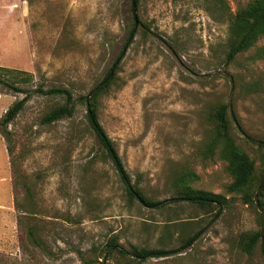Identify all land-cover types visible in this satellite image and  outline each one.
I'll return each instance as SVG.
<instances>
[{
  "label": "rangeland",
  "instance_id": "rangeland-1",
  "mask_svg": "<svg viewBox=\"0 0 264 264\" xmlns=\"http://www.w3.org/2000/svg\"><path fill=\"white\" fill-rule=\"evenodd\" d=\"M249 1L139 0L146 35L134 27L132 0H0V66L23 71L3 76L31 94L7 129L0 126L11 175L9 206L0 194V264H264L261 241L250 254L241 245L262 227L258 209L227 190V162L218 149L207 151L210 115L231 99L232 136L257 177L263 172L264 146L252 139L264 141V36L226 63L230 18ZM132 28L99 118L130 182L168 200L159 208L128 197L82 99L104 80ZM39 87L70 89L74 114L45 123L66 99ZM25 95L0 83V120ZM181 180L228 204L215 216L171 201ZM113 236L127 251H177L146 260L106 252Z\"/></svg>",
  "mask_w": 264,
  "mask_h": 264
},
{
  "label": "trees",
  "instance_id": "trees-1",
  "mask_svg": "<svg viewBox=\"0 0 264 264\" xmlns=\"http://www.w3.org/2000/svg\"><path fill=\"white\" fill-rule=\"evenodd\" d=\"M139 7V0H137ZM145 24V23H144ZM147 28L150 27L145 24ZM135 27V22H134ZM134 28L130 30L126 44L120 51L118 57L113 63L111 69L105 76L104 80L96 85L88 95H83L82 99L86 105L87 120L96 135L101 147L106 155L112 160L121 180L125 184V188L128 197L131 200H136L140 205L151 208L164 207L168 204V200L159 201L149 198L137 184L130 182V176L128 175L123 161L119 155V152L108 135L106 129L100 122L99 118V102L103 95L107 94L110 87L115 82L116 71L124 58L126 48L130 45ZM144 34L148 35L150 32L143 29ZM264 36V0H251L243 8L232 15L229 23V37H228V50L226 53V63L233 61L240 53L246 52L251 49L261 37ZM260 56L264 58V48L262 49ZM19 73L23 71L6 68L0 66V83L13 89L16 92L25 93V97L16 101L6 112L3 118L0 120V126L7 129L8 125L18 116L23 110L26 102L30 98L31 94L26 92L20 86L9 82L4 73ZM32 77V76H31ZM24 81H28L27 78ZM35 92L44 95L61 96L66 100L63 104L55 107L49 111L43 118L45 123H52L60 119L71 117L75 110L74 96L70 89L63 87H51L44 90L43 87H39ZM229 103H218L211 115L210 120L213 123L212 137L209 140L207 151L212 153L216 149L219 150L223 159L227 162V169L232 176L231 183L227 186L229 192L243 193L246 200L252 203L257 209L262 219V227H264V213L259 210L256 203V194L261 186L262 179L264 177V155L262 156L261 164L263 166V172L260 176L256 175L255 161L235 142L232 133V123L229 116ZM263 141V140H261ZM260 147L264 146L263 143H257ZM185 179V177H184ZM181 187L177 190L178 196L171 198V201H188L194 205L199 206L203 210L212 213L215 212V216H219L223 208L228 204V198L222 194H214L201 190L193 189L188 186L186 180H181ZM258 199L260 206L264 209V183L258 193ZM261 229L248 234L247 238H244L241 242L242 249L247 253H252L254 247L261 241ZM198 233L189 236L186 239V244L189 245L197 237ZM261 249L264 253V246L261 242ZM119 251L122 254H132L137 259L146 260L150 257H166L177 250H167L165 248H150V247H137L134 246L130 251L121 247L118 239L113 236L106 243V252Z\"/></svg>",
  "mask_w": 264,
  "mask_h": 264
},
{
  "label": "crops",
  "instance_id": "crops-1",
  "mask_svg": "<svg viewBox=\"0 0 264 264\" xmlns=\"http://www.w3.org/2000/svg\"><path fill=\"white\" fill-rule=\"evenodd\" d=\"M0 182H9L6 185V188H3V185L0 187V194L5 193L6 194V200L8 202V206L10 204V193H9V187H10V180H11V175H10V170H9V162H8V152L7 148L5 145V142L2 138V134L0 133ZM8 176V177H7Z\"/></svg>",
  "mask_w": 264,
  "mask_h": 264
},
{
  "label": "water",
  "instance_id": "water-1",
  "mask_svg": "<svg viewBox=\"0 0 264 264\" xmlns=\"http://www.w3.org/2000/svg\"><path fill=\"white\" fill-rule=\"evenodd\" d=\"M132 14H133L134 22H135V29L140 27V28L152 33L151 29L147 28L145 26V24L142 22V20L140 19V17H139L137 0H132ZM232 88H233V81H232ZM229 107L232 110L231 99L229 101ZM248 138H250V137H248ZM250 139H252V138H250ZM252 140H254L257 143H263V141L258 140V139H252ZM263 183H264V177L262 179L261 186H262ZM261 186L258 189L257 194H256V203H257V205L259 207V210L264 213V209L260 206L259 199H258V193H259V191L261 189ZM261 242H262V244L264 246V227L261 229Z\"/></svg>",
  "mask_w": 264,
  "mask_h": 264
}]
</instances>
